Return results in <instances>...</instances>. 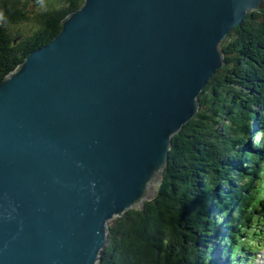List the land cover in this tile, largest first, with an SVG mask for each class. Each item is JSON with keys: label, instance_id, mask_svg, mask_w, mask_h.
<instances>
[{"label": "water", "instance_id": "95a60500", "mask_svg": "<svg viewBox=\"0 0 264 264\" xmlns=\"http://www.w3.org/2000/svg\"><path fill=\"white\" fill-rule=\"evenodd\" d=\"M264 0H84L0 81V264H96Z\"/></svg>", "mask_w": 264, "mask_h": 264}, {"label": "trees", "instance_id": "16d2710c", "mask_svg": "<svg viewBox=\"0 0 264 264\" xmlns=\"http://www.w3.org/2000/svg\"><path fill=\"white\" fill-rule=\"evenodd\" d=\"M83 2L0 0V81ZM219 49L225 63L202 88L197 113L172 136L156 195L108 222L96 264L251 258L245 245L264 230V9L248 12Z\"/></svg>", "mask_w": 264, "mask_h": 264}, {"label": "rangeland", "instance_id": "374dc122", "mask_svg": "<svg viewBox=\"0 0 264 264\" xmlns=\"http://www.w3.org/2000/svg\"><path fill=\"white\" fill-rule=\"evenodd\" d=\"M257 140V137H255ZM252 143V142H251ZM264 228V226H263ZM262 236H257V233L254 235L256 237V239L258 240V243L255 242V244H246L245 247L247 249H245L246 254L248 255H252L251 251H258V253H256V259L254 261V264H256L258 262V260L264 256V230L260 232ZM258 233V234H260ZM224 260V259H222ZM245 261H242L240 264H244Z\"/></svg>", "mask_w": 264, "mask_h": 264}, {"label": "bare ground", "instance_id": "6f19581e", "mask_svg": "<svg viewBox=\"0 0 264 264\" xmlns=\"http://www.w3.org/2000/svg\"><path fill=\"white\" fill-rule=\"evenodd\" d=\"M263 9H264V8H263ZM258 10H259V9H258ZM240 23H241V22H240ZM237 26H238V25H237ZM223 58H224V55H223ZM223 60H224V59H223ZM224 63H225V61H224ZM223 65H224V64H223ZM223 65H222V66H223ZM218 69H219V68H218ZM198 109H199V107H198ZM197 111H198V110H197ZM196 113H197V112H196ZM196 113H195V114H196ZM195 114H194V115H195ZM260 264H264V257L262 258V261L260 262Z\"/></svg>", "mask_w": 264, "mask_h": 264}]
</instances>
